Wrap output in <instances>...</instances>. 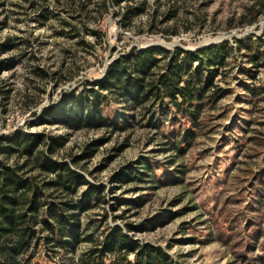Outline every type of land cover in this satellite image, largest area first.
<instances>
[{"label": "rangeland", "instance_id": "rangeland-1", "mask_svg": "<svg viewBox=\"0 0 264 264\" xmlns=\"http://www.w3.org/2000/svg\"><path fill=\"white\" fill-rule=\"evenodd\" d=\"M142 1L145 11L126 20V2L104 11L102 0H6L0 42L18 46L0 54V136L64 135L57 159L81 157L72 167L103 188L87 215L107 212L110 225L164 248L175 264H264V0H128ZM47 3L52 15L35 21L32 6ZM225 43L226 63L194 123L167 99L136 104L97 84L133 50ZM76 245L69 254L41 245L34 262L67 264L86 249Z\"/></svg>", "mask_w": 264, "mask_h": 264}, {"label": "trees", "instance_id": "trees-1", "mask_svg": "<svg viewBox=\"0 0 264 264\" xmlns=\"http://www.w3.org/2000/svg\"><path fill=\"white\" fill-rule=\"evenodd\" d=\"M109 2L118 7L126 2L122 13L126 20L144 12L146 6L145 1L135 6L128 0H102L104 11ZM5 5L6 0H0V9ZM32 7L37 22L52 15L48 3ZM6 23L4 19L2 24ZM76 31L86 45L83 34ZM17 46L15 39L5 37L0 42V54ZM87 47L93 48L94 44L88 43ZM227 49L228 43L195 52L177 48L169 55L166 50L152 47L133 50L116 59L97 84L110 94L121 93L122 97L131 98L136 104L156 106L167 99L178 109L184 107L194 123L218 68L226 63ZM158 53L165 55L158 58ZM30 58L36 59L34 49ZM195 62L198 66L193 69ZM33 70L39 76H51L38 66ZM44 112L56 115L54 108H44ZM80 123L81 120H76L71 125ZM65 144L64 135L29 133L23 129L0 136V264H35L41 245L69 254L81 242H86L85 251L76 260L69 257L67 264H175L164 248L134 239L119 225H110L107 212L87 215L94 207L93 201L101 200L103 188L92 185L72 167L80 163L81 157L57 159ZM89 149L82 157L94 153V149ZM118 176L121 182L131 180L125 172ZM83 186L88 190L76 199Z\"/></svg>", "mask_w": 264, "mask_h": 264}]
</instances>
